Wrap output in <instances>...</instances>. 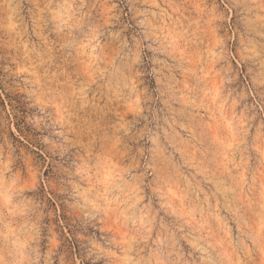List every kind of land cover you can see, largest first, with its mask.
<instances>
[{
	"label": "rangeland",
	"instance_id": "rangeland-1",
	"mask_svg": "<svg viewBox=\"0 0 264 264\" xmlns=\"http://www.w3.org/2000/svg\"><path fill=\"white\" fill-rule=\"evenodd\" d=\"M0 264H264V0H0Z\"/></svg>",
	"mask_w": 264,
	"mask_h": 264
}]
</instances>
